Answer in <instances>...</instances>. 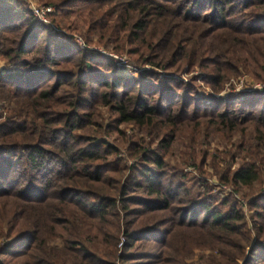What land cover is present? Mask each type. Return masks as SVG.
Returning a JSON list of instances; mask_svg holds the SVG:
<instances>
[{
	"label": "trees",
	"instance_id": "16d2710c",
	"mask_svg": "<svg viewBox=\"0 0 264 264\" xmlns=\"http://www.w3.org/2000/svg\"><path fill=\"white\" fill-rule=\"evenodd\" d=\"M53 5L64 13L83 6L87 43L96 37L99 45L114 44L117 54L127 50L137 65L164 73L118 76L115 64L48 30L18 0H0V58L17 64L0 71V101L7 103L0 121V260L187 264L195 250L208 249L217 252L206 264H264V196L247 193L264 183V92L236 108L233 97L199 96L193 82L179 81L199 68L216 94L241 70L264 84V0ZM99 107L113 114L103 131L115 135L113 143L94 137ZM123 125L139 136H127ZM213 135L227 143L240 136L228 150L239 163L218 180L252 198L250 217L227 198L212 202L206 183L194 192L181 181L182 166H195L202 141ZM207 159L216 166L208 155L202 165Z\"/></svg>",
	"mask_w": 264,
	"mask_h": 264
},
{
	"label": "rangeland",
	"instance_id": "374dc122",
	"mask_svg": "<svg viewBox=\"0 0 264 264\" xmlns=\"http://www.w3.org/2000/svg\"><path fill=\"white\" fill-rule=\"evenodd\" d=\"M18 1L20 2L21 8L25 9L29 14H31L30 7L32 6H47L53 8L54 12L48 18L50 26L45 25V27L50 31H54L56 29L63 36L65 35L66 37H70L73 42L75 41L74 37L80 38L88 47H91L92 50H87V53L92 57H101L103 59L105 58L115 64L117 68L116 75L118 76L140 80L141 76L147 75L148 73H150V75L154 76L155 78L156 76L160 77L164 73L161 69L151 68L147 65L143 67L137 65L134 60L135 57L130 56L127 50H125V52L122 54H117L118 52L114 50V44H106L104 46L99 45L96 43V37L93 38L91 43H87L85 40V36L83 37L82 35V33H85L86 31V26L83 23L86 12L82 13L81 10L83 6L77 5L76 7L69 8L70 12L68 11V13H64V11L56 9V6L53 5L54 0ZM67 27H71L73 30ZM99 51L106 52L109 55H113V57L105 56ZM26 59V61L30 60L29 58ZM16 65V62H11L10 60L8 61L0 58V71L2 72H6ZM105 72H107V70H105ZM183 72H185V70ZM186 72L189 73H183V76H181L179 79L182 85H187L193 82L196 93H198L199 96L203 97H211L212 95L216 98L225 97V99H228V97H233L232 100H234L235 102L233 101L231 103L235 104L236 108H242V105H240V103L249 95L245 92V89L249 88L252 83H259L254 81L250 76L247 75V73H244V71L241 70L240 72L243 74H241L240 76H230L229 78H227L223 83L221 90L218 92L219 94H216L212 93L211 90L202 83L203 77L205 75L203 70L194 68ZM52 84L53 82L51 81V83L47 84V86L50 87ZM178 101L179 100H177V102ZM6 104L7 103H4V101H0V121L5 118V110L7 108ZM112 117L113 114L110 113L106 107L98 108L97 118L95 120L96 124L92 125V130L97 132L96 134H94V137H96L98 140L107 139L108 141L113 143L115 135L109 138L103 133V131H106L107 127L110 125ZM119 129L123 131L127 136H139L138 130L132 125H123L120 126ZM246 134L248 136L252 134V129L250 128L249 130H247ZM239 141V135L234 136L230 143L225 142V139H223L220 135H213L208 137L207 140H203L201 146L199 147V153L195 156V166H193V164L188 165V163L182 166L181 175L185 177V180L181 181H184L188 186L195 185L191 186V189L194 192L199 191L197 190V188L199 187L200 183H206L211 190L209 195L213 200L212 202H219L221 199L227 198L234 204L238 205V207L245 213V215L250 217L252 215V212L249 210L247 203L252 198H245L242 193L238 194L234 192V189L232 187L222 184L218 180V177L227 172L228 169L233 170L237 167L239 163L238 153L235 154L234 158H229L228 150L234 151V145L238 144ZM183 142L184 139H181L180 141H177L172 145L173 156L166 159L167 161H169L170 165H174L175 160L179 157V153L183 148ZM207 155L215 158L216 166L212 165V161L210 159H207L202 165V162L207 158ZM196 167L202 170L201 174L199 171H197ZM247 193L251 197L255 195L264 196V183L258 185L255 189H253L252 192ZM215 252L217 251L214 250V253ZM214 253H212L208 249L203 251L195 250L193 256L187 259L186 262L187 264H206L205 261L211 255H214ZM0 264H19V262L13 261L10 257H2L0 260Z\"/></svg>",
	"mask_w": 264,
	"mask_h": 264
},
{
	"label": "built area",
	"instance_id": "2783aa9c",
	"mask_svg": "<svg viewBox=\"0 0 264 264\" xmlns=\"http://www.w3.org/2000/svg\"><path fill=\"white\" fill-rule=\"evenodd\" d=\"M30 12H31V15L35 19H37V21L40 24H42L44 26L45 25H49L50 26L48 18H49L50 15L53 14V12H54V9L53 8L47 7V6H40V7H38V6H32V7H30ZM52 29H55V28H52ZM52 32L57 33V34H61L56 29L54 31H52ZM74 39H75L74 43L80 49H83L85 51L92 50L91 47H88L80 38L74 37ZM99 52L101 54L105 55V56L113 57V55H109L106 52H103V51H99ZM245 92L248 93V94H251V93H254V92H264V84H262V83H252L249 88H246L245 89Z\"/></svg>",
	"mask_w": 264,
	"mask_h": 264
}]
</instances>
